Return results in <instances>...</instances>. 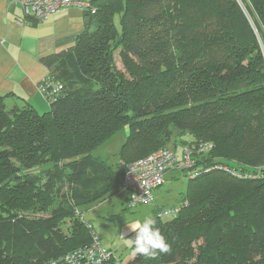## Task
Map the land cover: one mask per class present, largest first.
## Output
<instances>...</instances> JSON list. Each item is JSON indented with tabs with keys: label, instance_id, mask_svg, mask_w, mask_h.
I'll list each match as a JSON object with an SVG mask.
<instances>
[{
	"label": "trees",
	"instance_id": "16d2710c",
	"mask_svg": "<svg viewBox=\"0 0 264 264\" xmlns=\"http://www.w3.org/2000/svg\"><path fill=\"white\" fill-rule=\"evenodd\" d=\"M88 1L74 46L43 60L49 109L0 96V264L87 246L88 222L64 235L59 221L122 190L124 165L204 142L176 171L190 182L177 214L154 211L170 250L104 264H264V0ZM125 127L114 171L92 152ZM65 184L51 216H24Z\"/></svg>",
	"mask_w": 264,
	"mask_h": 264
},
{
	"label": "crops",
	"instance_id": "0c3cea01",
	"mask_svg": "<svg viewBox=\"0 0 264 264\" xmlns=\"http://www.w3.org/2000/svg\"><path fill=\"white\" fill-rule=\"evenodd\" d=\"M85 21L82 11L68 8L33 23L18 0H0V96L11 93L46 112L48 103L38 89L48 74L43 60L73 47Z\"/></svg>",
	"mask_w": 264,
	"mask_h": 264
},
{
	"label": "rangeland",
	"instance_id": "374dc122",
	"mask_svg": "<svg viewBox=\"0 0 264 264\" xmlns=\"http://www.w3.org/2000/svg\"><path fill=\"white\" fill-rule=\"evenodd\" d=\"M248 20L249 17L247 16ZM250 21V20H249ZM262 47V44H261ZM263 50V47H262ZM118 68H121L118 57L115 58ZM6 106H10L7 102ZM42 112V111H40ZM125 128L117 131L113 136L107 139L98 148L93 150L92 155L101 158L107 164L117 171L119 164V152L126 139ZM199 144L194 145L199 147ZM178 146H181L178 144ZM181 149V148H180ZM196 150L193 151V158H196ZM177 178H173L176 177ZM189 179L182 173L176 171L170 172L165 178L164 184L153 191V202L146 205H136L130 207L126 198V193L117 187H112L109 195L103 200L75 207L74 214L71 217L61 219L58 229L64 234L69 235L73 224L85 220L95 231L101 245L113 253L115 259H125L131 253L132 247L126 239L132 238L133 233L128 225H131L137 219L145 217L153 218L154 211L163 208L168 211L169 208L181 204L186 195ZM70 185L65 184L60 191L45 200L38 201L36 207L31 212L24 213L31 219H44L51 216L53 209L61 202V194H70L72 191ZM172 219L171 215L161 216V221L165 222Z\"/></svg>",
	"mask_w": 264,
	"mask_h": 264
},
{
	"label": "built area",
	"instance_id": "2783aa9c",
	"mask_svg": "<svg viewBox=\"0 0 264 264\" xmlns=\"http://www.w3.org/2000/svg\"><path fill=\"white\" fill-rule=\"evenodd\" d=\"M18 2L23 8L24 17H28L33 22H44L50 16L68 8L94 12L88 0H18ZM48 87H50L52 93L57 92L59 88L57 84L48 83L47 80L43 79L38 85V89L43 96ZM210 148H212V145L207 142L200 143L199 147L187 144L183 146L179 155L176 152L162 149L124 165L121 189L126 193L130 207L152 203L154 199L153 191L164 184L165 176L168 173L195 169L197 162L196 158H193V151L196 150L198 152L196 157L200 158L206 155ZM192 177L191 174L190 178ZM178 210V208L170 209L164 212L163 215L173 217ZM86 225L90 231V242L87 246L61 255L46 264H104L110 260L113 253L101 245L95 231L92 230L89 224Z\"/></svg>",
	"mask_w": 264,
	"mask_h": 264
},
{
	"label": "clouds",
	"instance_id": "9594fccd",
	"mask_svg": "<svg viewBox=\"0 0 264 264\" xmlns=\"http://www.w3.org/2000/svg\"><path fill=\"white\" fill-rule=\"evenodd\" d=\"M155 222L151 217L142 220L137 219L128 225L135 235L126 239L132 247L133 256L154 258L158 253H167L170 250L168 242L160 230L156 228Z\"/></svg>",
	"mask_w": 264,
	"mask_h": 264
}]
</instances>
